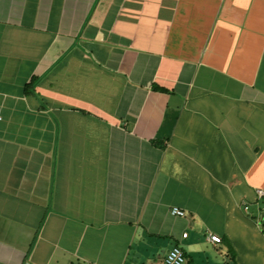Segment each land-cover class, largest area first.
<instances>
[{
  "label": "crops",
  "instance_id": "obj_1",
  "mask_svg": "<svg viewBox=\"0 0 264 264\" xmlns=\"http://www.w3.org/2000/svg\"><path fill=\"white\" fill-rule=\"evenodd\" d=\"M262 227L264 0H0V264H264Z\"/></svg>",
  "mask_w": 264,
  "mask_h": 264
},
{
  "label": "built area",
  "instance_id": "obj_2",
  "mask_svg": "<svg viewBox=\"0 0 264 264\" xmlns=\"http://www.w3.org/2000/svg\"><path fill=\"white\" fill-rule=\"evenodd\" d=\"M257 194L261 196L262 191L258 190ZM244 209H246V207H244ZM171 213L175 215L183 214V212L177 208H171ZM185 235L186 234H182V237H185ZM208 239L211 242H219L220 240L216 235H210ZM162 264H184V256L181 249L177 245L172 246L164 255Z\"/></svg>",
  "mask_w": 264,
  "mask_h": 264
},
{
  "label": "trees",
  "instance_id": "obj_3",
  "mask_svg": "<svg viewBox=\"0 0 264 264\" xmlns=\"http://www.w3.org/2000/svg\"><path fill=\"white\" fill-rule=\"evenodd\" d=\"M26 87H27V88H30V87H31V83L28 84ZM261 225H262V224H261ZM183 256H184V253H183ZM230 256H231V255H230Z\"/></svg>",
  "mask_w": 264,
  "mask_h": 264
},
{
  "label": "rangeland",
  "instance_id": "obj_4",
  "mask_svg": "<svg viewBox=\"0 0 264 264\" xmlns=\"http://www.w3.org/2000/svg\"><path fill=\"white\" fill-rule=\"evenodd\" d=\"M261 229H262V231H264V228H263V227H262ZM210 256H211V255H210ZM216 256H217V255H216ZM216 256H215V257H216Z\"/></svg>",
  "mask_w": 264,
  "mask_h": 264
}]
</instances>
